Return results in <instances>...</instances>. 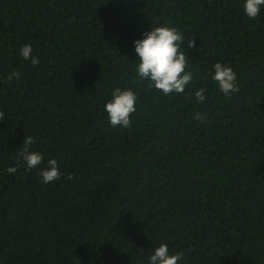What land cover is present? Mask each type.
<instances>
[{"label":"trees","instance_id":"obj_1","mask_svg":"<svg viewBox=\"0 0 264 264\" xmlns=\"http://www.w3.org/2000/svg\"><path fill=\"white\" fill-rule=\"evenodd\" d=\"M244 4L0 0V264H149L161 243L178 264H264V6L253 20ZM161 26L184 34L182 95L136 71L134 42ZM218 62L237 74L231 99ZM117 87L138 96L130 128L104 109ZM27 136L38 169L19 155ZM49 159L61 178L45 184Z\"/></svg>","mask_w":264,"mask_h":264},{"label":"clouds","instance_id":"obj_2","mask_svg":"<svg viewBox=\"0 0 264 264\" xmlns=\"http://www.w3.org/2000/svg\"><path fill=\"white\" fill-rule=\"evenodd\" d=\"M264 6V0H245L244 12L251 18L256 19ZM184 43V34L176 27H152V30L144 33L142 40L134 42L135 52L139 57V63L136 68L138 77L144 80H150L156 90L162 91L165 96L172 93L184 94L188 85L192 82L194 74L189 69V59L181 45ZM188 47L195 48L196 40L192 37L188 40ZM20 56L25 61H30L33 67L40 64V59L33 55L31 44H25L20 49ZM21 73L15 69L7 76L8 81L20 79ZM212 79L218 83L219 91L227 98L239 92L238 78L236 72L231 66L222 63L214 65V75ZM207 89L200 88L195 91V99L203 104L206 101ZM193 93L189 92L191 99ZM138 96L132 90H121L117 87L112 92V99L104 105L108 114V119L113 127L130 128L132 125L131 116L136 112ZM4 112L0 111V121L4 120ZM194 119L204 122L206 114L197 112ZM34 139L27 136L22 145V151L19 155L23 158L27 169H38L44 161L42 153L31 151ZM9 174H14L17 169L9 167L6 169ZM42 181L45 184L54 182L61 178L57 161L49 159L47 168L40 172ZM66 179H73L71 174ZM183 258V252L175 255L169 254V247L166 243H161L155 248L154 253L149 257V264H178Z\"/></svg>","mask_w":264,"mask_h":264}]
</instances>
